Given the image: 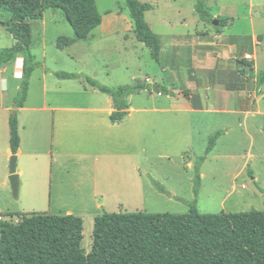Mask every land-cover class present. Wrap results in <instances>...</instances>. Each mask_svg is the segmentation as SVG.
Returning <instances> with one entry per match:
<instances>
[{"label":"crops","instance_id":"1","mask_svg":"<svg viewBox=\"0 0 264 264\" xmlns=\"http://www.w3.org/2000/svg\"><path fill=\"white\" fill-rule=\"evenodd\" d=\"M213 19H217L215 15L211 16L210 22ZM219 19L227 24V18H218V26L212 24L218 37H222ZM1 22L0 27L4 28ZM201 22V29L195 36L187 35L185 41H178L175 37L171 39L164 61L160 60V46L158 61L155 60L160 67L158 79L145 77L149 90L140 89L128 95L125 100L127 114L116 123L111 122L109 117L115 109L109 94L90 84L82 85L83 80L75 84L68 81L76 78H57L52 73L61 68L59 60L64 62L66 55L69 54L70 59H74L70 53L76 52L78 55L76 49L80 40L94 39L90 44H95V50L102 51V44L108 36L103 19L94 28L98 31L97 36L91 31L85 39L76 40L62 49L56 47L55 40L50 43L42 41V57L46 58L49 47L54 65L46 66L41 62L38 93L30 88L32 70L26 97L19 107H15L14 98L22 81V54L16 53L10 61L0 64L1 185H7V160L12 155L8 125L12 111L16 113L19 135L16 152L18 179L20 183L30 186H44L48 178L49 182L52 180L50 184L56 180V200L59 197L57 187L65 188L69 183L77 188L82 179H87L97 187L98 169L102 185H108L107 182L111 185H120L118 182L139 184L147 175L155 179L150 170L140 169L139 161H145L148 157L161 158L176 149L184 150L192 146L195 138H207L208 142V138L217 131H221V134L215 142L238 128L248 133L250 117L264 116L260 106L264 91L257 83V73L261 70L258 68L256 51H238L237 41L229 36L226 40L219 39L212 50L210 46L213 43L209 42L212 32L206 21ZM232 23L233 20L229 24ZM250 38L252 45L260 43L253 34ZM13 43L12 37L11 45ZM66 48L73 50L65 55L62 51ZM104 52V55H110L108 50ZM245 54H250L251 59H245ZM57 64H60L59 67ZM68 72L83 74L81 70ZM248 78L256 82L251 91L245 82ZM12 85L15 91L9 95ZM134 94L143 98L133 107L130 100ZM257 126L259 131H264L263 124L258 123ZM48 138L50 146L45 149ZM205 160L206 157L203 163ZM187 163L193 166L192 162ZM247 165L246 160L244 166ZM76 177H79L78 181L74 180ZM103 208L102 201L96 202L93 216L102 214ZM46 213L82 216L72 208Z\"/></svg>","mask_w":264,"mask_h":264},{"label":"rangeland","instance_id":"2","mask_svg":"<svg viewBox=\"0 0 264 264\" xmlns=\"http://www.w3.org/2000/svg\"><path fill=\"white\" fill-rule=\"evenodd\" d=\"M140 1L149 2L153 6L151 10L145 12L144 18L159 39L162 61L165 60L166 50L173 37L178 41H185L188 38L187 35L195 36L201 29L203 20L199 21L194 11L196 0ZM204 3L212 17L215 15L217 19L227 18L225 19L227 24L219 27L224 37H218L212 22L206 21L212 32L209 39V42L213 43V46H210L211 49L213 50L219 39L235 38L239 46L238 51L249 53L253 49L256 51L258 68L263 70L264 0H204ZM96 5L105 23V33L108 34L106 41L102 44L104 48L102 51L95 50V44H90L94 39L80 40L77 43L79 47L76 49L78 55L75 54L76 52L70 53L74 59H70L69 54L66 55L73 49L66 48L62 51L66 57L64 62L59 60L60 69L81 70L84 76L91 78L96 71L95 80L113 89L135 81L149 85L145 82V77H149L150 80L158 79L160 75L158 62L150 56L149 49L137 40L125 1L96 0ZM9 18L10 12L4 6H0V20L4 22ZM231 20L233 23L229 24ZM29 21L33 22L29 50L36 63L33 68V77L29 82L32 91L38 93L41 62L46 66L54 65L49 47L46 49V58L42 57V41L50 43L58 36L71 37L73 31L59 9L39 11ZM91 34L97 36V29L92 30ZM252 34L260 42L256 46L251 44ZM11 40L12 36L5 27H0V51L10 46ZM82 46H85L84 49ZM103 50H108L110 55H104ZM60 64H57L58 67ZM81 80H83L82 85L88 84L84 77L68 82L79 84ZM245 82L250 91L256 83L251 78ZM260 89L264 91V80L260 84ZM13 91L15 90L12 85L9 95H13ZM153 93L156 92L153 91ZM142 98V95L134 94L130 100L131 105L137 106ZM260 106L264 110V98L261 99ZM248 121V133H243L238 128L215 142L213 151L206 155L205 163L202 162L203 165L199 166L200 182L197 193L194 192L196 172L194 166H189L187 162L195 164L197 157L205 150L207 138L205 140L195 138L192 146L184 150H173L161 158L148 157L145 161H139L140 169L150 170L155 179L147 175L146 179L139 184L127 185L118 182L120 185H111L107 182L108 185H102L99 181L102 176L98 169L96 171L97 182H99L97 187L86 181L87 179H82L81 185L77 188L70 183L66 184L65 188L57 187L60 202L55 198L56 180L50 184L52 180L49 182L48 178L44 186H30L20 183L19 180L17 197L12 195L9 180L6 187H3L0 182V221L17 222L20 214L50 211L53 213L72 208L82 213V216H79L83 220L81 245L88 251L92 242L94 218L92 211L95 210L96 202H103L102 213L135 211L185 213L191 204L201 213L264 210V131H259L257 126L261 123L264 127V116L254 115ZM49 146L48 138L45 149H49ZM246 160L248 165L244 166ZM7 163L9 168V159ZM17 164L21 165L19 161ZM2 168L3 165L0 162V173ZM83 173L93 174L91 171H83ZM74 180L78 181L79 177Z\"/></svg>","mask_w":264,"mask_h":264},{"label":"trees","instance_id":"3","mask_svg":"<svg viewBox=\"0 0 264 264\" xmlns=\"http://www.w3.org/2000/svg\"><path fill=\"white\" fill-rule=\"evenodd\" d=\"M134 24L138 41L158 61L160 43L144 18L152 4L140 0H124ZM10 12L5 29L14 39L13 45L0 51V64L21 53L22 81L14 98L15 107L22 105L28 79L35 66L29 50V19L47 9L62 11L70 24L71 37L58 36L57 48L85 39L102 21L96 0H0ZM194 11L203 21H211L204 0H196ZM224 24L219 19V26ZM57 78H83L91 86L109 94L114 103L110 121L119 122L126 114V97L147 88L144 82L115 89L101 85L82 73L57 70ZM264 80V70L257 73V83ZM9 146L16 154L19 145L17 117L12 111L8 120ZM221 131L208 138L203 154L194 166V192L200 182L199 166L212 150ZM83 220L72 214L53 215L46 212L20 214L17 222L0 221V264H264V210L246 212L201 213L191 204L185 213L169 212H103L93 219L91 247L86 251Z\"/></svg>","mask_w":264,"mask_h":264},{"label":"water","instance_id":"4","mask_svg":"<svg viewBox=\"0 0 264 264\" xmlns=\"http://www.w3.org/2000/svg\"><path fill=\"white\" fill-rule=\"evenodd\" d=\"M2 25H4V22H1ZM213 25L218 24L217 19L212 20ZM244 67H248V65H245ZM16 160L17 156L16 154H12L9 158V175L8 180L11 187L12 195L14 197H17L18 195V189H19V179H18V168L16 167Z\"/></svg>","mask_w":264,"mask_h":264},{"label":"built area","instance_id":"5","mask_svg":"<svg viewBox=\"0 0 264 264\" xmlns=\"http://www.w3.org/2000/svg\"><path fill=\"white\" fill-rule=\"evenodd\" d=\"M245 59H251V55L250 54H245Z\"/></svg>","mask_w":264,"mask_h":264}]
</instances>
